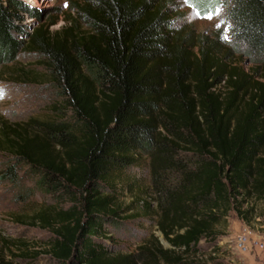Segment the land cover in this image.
I'll return each mask as SVG.
<instances>
[{
    "label": "trees",
    "instance_id": "1",
    "mask_svg": "<svg viewBox=\"0 0 264 264\" xmlns=\"http://www.w3.org/2000/svg\"><path fill=\"white\" fill-rule=\"evenodd\" d=\"M218 2L227 52L219 36L180 25L181 13L160 0L75 2L71 25L55 33L24 22L41 21L40 7L0 0V61L15 60L25 45L38 51L62 98L56 119L2 127L0 149L11 163L0 183L16 182L26 164L43 193L71 203L34 215L51 229L48 252L59 263L208 264L185 256L202 240L215 242L231 210L248 218V196H264V0L194 6L205 14ZM242 47L259 57L249 72L228 62ZM142 156L150 159L158 229L172 248L155 236L124 253L106 236L126 226L117 180ZM28 256L0 235V264Z\"/></svg>",
    "mask_w": 264,
    "mask_h": 264
},
{
    "label": "rangeland",
    "instance_id": "2",
    "mask_svg": "<svg viewBox=\"0 0 264 264\" xmlns=\"http://www.w3.org/2000/svg\"><path fill=\"white\" fill-rule=\"evenodd\" d=\"M82 1L29 2L40 7L45 15L41 21L25 16L24 22L29 24L30 31L33 27L47 25L53 33L62 31L71 25L68 20L70 6ZM160 1L177 8L181 13L180 25L184 24L188 29L211 38L218 39L219 36L222 51L227 52L229 45L225 41L228 42V20L224 5L215 3L210 12L204 14L194 6L196 0ZM77 25L81 31H88L83 22L78 21ZM237 49L228 62L249 72L257 65L256 60L259 57L249 53L244 47ZM0 90H3V96L0 97V131L4 125L16 127L25 125L32 119L57 118V108L62 101L58 95L57 84L52 79L44 56L26 45L15 60L0 61ZM221 91L227 92V87L222 86ZM10 158L8 153L0 149V171L11 163ZM27 169L28 165L20 164L19 179L16 182L0 183V235L10 241L16 252L29 254L26 260H17L15 263L62 264L48 252L53 238L51 229L35 221L34 215L40 212L49 213L54 208L69 207L71 203L58 202L52 194L43 193L34 178L27 173ZM116 194L117 203L127 211L123 214L126 226L122 233L111 229L112 233L106 236L111 247L124 253L139 252L140 246L151 244L156 236L165 248H172L158 229L159 214L157 202L154 200L149 157H140L137 165L124 171L119 181L117 180ZM145 202L151 203V206L147 207ZM243 209L248 211V218L244 219L236 210H231L218 224V239L213 243L202 240L198 252L189 253L185 256L186 259L208 264H264V196H248Z\"/></svg>",
    "mask_w": 264,
    "mask_h": 264
},
{
    "label": "snow or ice",
    "instance_id": "3",
    "mask_svg": "<svg viewBox=\"0 0 264 264\" xmlns=\"http://www.w3.org/2000/svg\"><path fill=\"white\" fill-rule=\"evenodd\" d=\"M3 96V90H0V97Z\"/></svg>",
    "mask_w": 264,
    "mask_h": 264
},
{
    "label": "bare ground",
    "instance_id": "4",
    "mask_svg": "<svg viewBox=\"0 0 264 264\" xmlns=\"http://www.w3.org/2000/svg\"><path fill=\"white\" fill-rule=\"evenodd\" d=\"M29 2H36V0H31V1H29Z\"/></svg>",
    "mask_w": 264,
    "mask_h": 264
}]
</instances>
